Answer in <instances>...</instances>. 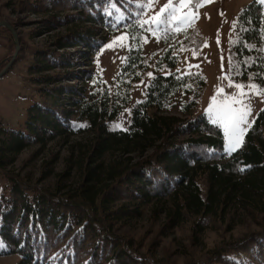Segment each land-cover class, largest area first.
<instances>
[{"label": "trees", "instance_id": "1", "mask_svg": "<svg viewBox=\"0 0 264 264\" xmlns=\"http://www.w3.org/2000/svg\"><path fill=\"white\" fill-rule=\"evenodd\" d=\"M4 2L41 16L34 31L39 33L32 37L51 35L35 48L31 68L44 101L29 107L26 131L0 122V175L11 182L10 190L0 193V256L16 255L15 264H264V108L239 149L228 154L222 128L194 112L206 76L162 72L198 49L196 25L157 28L149 7H142L149 0ZM234 31L230 78L264 86V4L245 5ZM0 33L10 43L1 72L16 43L7 27ZM119 34H126L127 52L110 89L97 63ZM153 39L162 48L149 58L144 47ZM150 70L146 96L132 107L128 128H115L135 84ZM178 95L186 99L175 114ZM86 132L94 134L93 140L73 149L80 170L76 185L50 188L41 184L45 177L34 181L14 168L28 146ZM155 201L168 204V227L190 221L193 236L231 222L236 214L251 215L260 228L215 245L204 257L193 254L178 263L141 250L121 232L127 220Z\"/></svg>", "mask_w": 264, "mask_h": 264}, {"label": "rangeland", "instance_id": "2", "mask_svg": "<svg viewBox=\"0 0 264 264\" xmlns=\"http://www.w3.org/2000/svg\"><path fill=\"white\" fill-rule=\"evenodd\" d=\"M4 1H0V21L6 20L16 24V31L21 38V50L13 65L0 77V122H3L7 128L26 131L29 107L44 101L39 91L40 85L32 80L31 68L35 64V48L43 46L51 34L32 37L39 33L34 31L39 30L37 27L40 25L41 16L21 12V10L16 11L14 8L7 7ZM252 1L254 0H183L185 7L181 8V0H171L173 7L178 9L177 16L183 13L189 15L195 13L196 16L190 23L177 25L173 22L171 25H161L162 29H165L172 26L181 28L193 24L199 30L198 49L184 53L175 68H164L162 72L164 74L197 71L203 73L206 76L207 85L194 112L205 113L211 121L213 114L208 111V105L213 103L211 97L215 96V103H219L232 93L241 91L235 87L230 88V82L242 83L245 86L249 84L259 86V89L246 87L243 90L246 94V102L251 105L249 115L251 126L259 111L264 108L263 85L252 80L240 82L230 78L231 45L236 38L234 31L236 18L240 10ZM258 1L264 4V0ZM168 2L169 0H153L154 6L149 7L150 13L154 16ZM167 11L161 15H166ZM118 37L122 38L117 39ZM109 44L111 47L103 48L99 54L97 71L102 76L103 85L112 89L115 76L125 60L127 42L125 37L119 34L114 36ZM161 48L162 44L157 39H153L145 43V54L149 58H154L156 57L155 51ZM9 50L10 43L7 36L0 33V63L8 57ZM15 50L16 48L12 49L11 53L14 54ZM149 72L153 74L152 70L146 72L135 84L132 101L115 119L113 123L115 128H128L132 107L146 96L147 87L153 77V75H147ZM185 99L186 97L178 95L176 106L171 112L178 114V105ZM251 126H245L246 131L242 134V142ZM93 137L94 134L86 132L56 139L45 146L39 144L28 146L18 155L14 168L22 174L32 175L34 181L45 177L41 180V184L50 188H55L59 184L63 189H68L80 180L79 162L77 154H73V149H76L79 143L83 145L89 143ZM10 187L11 182L4 175H0V193L9 191ZM166 206H168L167 203L156 201L145 205L138 218L129 219L121 226V232L132 239L134 245L141 250L158 257L169 256L178 263H183L193 254L204 257L215 245L260 228V223L251 215L236 214L231 222L225 220L221 224L216 223L211 228L193 236L190 221H182L175 227L167 226ZM17 259L16 255L0 256V264H15Z\"/></svg>", "mask_w": 264, "mask_h": 264}, {"label": "snow or ice", "instance_id": "3", "mask_svg": "<svg viewBox=\"0 0 264 264\" xmlns=\"http://www.w3.org/2000/svg\"><path fill=\"white\" fill-rule=\"evenodd\" d=\"M153 0H149V3L142 5V7H153ZM180 7H185L183 0H181ZM167 11L166 15L164 14ZM178 11L177 8L173 7L171 0L168 3H165L158 12L154 14L151 19V23L154 24L157 28L161 25H171L175 22L177 25H182L185 22H191L192 18L196 16L195 13L189 15L188 13H183L180 16L176 15ZM144 23H149V21H144ZM149 31L155 35V31L152 28H149ZM126 35V34H122ZM118 37L117 39H121ZM219 42V41H218ZM105 47H111V45H105ZM195 55V53H193ZM179 71V69H177ZM148 76L153 74L149 72ZM229 87H235L239 92H234L232 95L225 97L221 102L215 103L216 97H211L213 103L208 105V111L212 113V123L218 125L223 129L224 133V150L228 153H231L238 149L242 144V134L246 131V127H250L249 115L251 113V105L246 102V94L243 91L246 87L248 89L258 88L259 86L249 84L245 86L242 83L230 82Z\"/></svg>", "mask_w": 264, "mask_h": 264}, {"label": "water", "instance_id": "4", "mask_svg": "<svg viewBox=\"0 0 264 264\" xmlns=\"http://www.w3.org/2000/svg\"><path fill=\"white\" fill-rule=\"evenodd\" d=\"M0 27H7L11 31V33L13 34L15 42H16V50L12 56V59L8 63V65L0 72V77H1L2 75H4L8 71V69L15 62V60L18 56V53L21 50V44H20V38H19V35L16 31V28L10 22H8L6 20L0 21Z\"/></svg>", "mask_w": 264, "mask_h": 264}]
</instances>
